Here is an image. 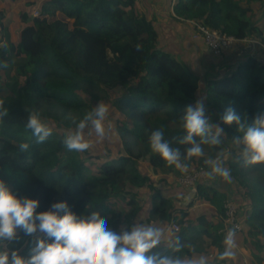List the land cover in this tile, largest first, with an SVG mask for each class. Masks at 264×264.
<instances>
[{
  "label": "trees",
  "instance_id": "trees-1",
  "mask_svg": "<svg viewBox=\"0 0 264 264\" xmlns=\"http://www.w3.org/2000/svg\"><path fill=\"white\" fill-rule=\"evenodd\" d=\"M155 1L167 13L165 35L136 12ZM189 21L264 45V0H0V42L8 45L0 49V61L8 64L0 68V99L7 110L0 120V180L17 197L38 200L37 213L66 202L78 216L98 212L117 233L135 224L158 227L165 238L148 254H169L178 236L184 245L178 255L192 258L224 250L217 230L222 202L229 198L242 226L235 245L251 264H264V163L245 165L239 159L232 144L237 125L220 123L221 145L203 146L204 156L187 161L186 171L166 166L150 149L148 138L157 128L173 147H187L173 138L182 135L179 118L197 100H203L213 124L228 108L246 124L264 113V66L256 57L244 55L234 63L230 50L222 52L211 62L224 74L212 79L175 57L173 34L191 32ZM100 101L109 106L105 138L89 126L84 138L91 147L67 150L62 141L75 131L73 118L82 119ZM33 111L51 129L44 143L25 127ZM20 143L29 149L21 152ZM222 151L231 153L224 165L231 170V192L199 182L196 197L181 206L188 190L177 184L174 171L195 170ZM17 237L4 246L24 258L37 237L45 238L20 229ZM235 250L223 264H243Z\"/></svg>",
  "mask_w": 264,
  "mask_h": 264
},
{
  "label": "clouds",
  "instance_id": "clouds-1",
  "mask_svg": "<svg viewBox=\"0 0 264 264\" xmlns=\"http://www.w3.org/2000/svg\"><path fill=\"white\" fill-rule=\"evenodd\" d=\"M6 41L0 42V49L7 50ZM140 46L137 45V51ZM8 64L0 61V68ZM7 115L4 101L0 99V120ZM109 115V106L100 101L91 111L86 112L78 121L73 118L75 131L63 139L62 143L69 151L77 153L87 151L91 143L84 138V130L91 127L100 139L107 135L105 120ZM220 123L237 125V133L232 144L239 150V159L245 165L264 163V113L257 114L251 124L242 123L234 109L225 110L219 123L213 124L206 115L203 100H197L184 110L179 118V130L182 133L173 139L187 146L183 149L173 147L172 142L164 138V130H153L148 138L150 149L165 162L166 166H175L186 171L187 161L204 156L205 145L217 147L225 135ZM25 127L36 137L37 143H44L51 135V129L41 122L38 112L33 111L27 118ZM215 129V131H213ZM19 149L25 152L28 143H20ZM231 153L222 151L215 159L205 161L210 170L205 173L208 180L217 177L229 180L231 170L225 167ZM38 200L19 198L0 180V264H209L211 257L199 255L196 258L181 256L184 245L177 236L171 241V252L161 255L150 253L161 245L165 232L158 227L135 224L129 230L117 233L108 227V222L98 212L89 215H76L66 202L53 203L50 210L36 212ZM63 213V214H61ZM17 229L25 235L37 232L45 238L37 237L35 246L28 258L18 255L16 250L5 248V241L18 239ZM235 229H230L224 237V250H217L214 259L225 261L234 257ZM52 242L49 243L48 241ZM194 251V249H193Z\"/></svg>",
  "mask_w": 264,
  "mask_h": 264
},
{
  "label": "built area",
  "instance_id": "built-area-1",
  "mask_svg": "<svg viewBox=\"0 0 264 264\" xmlns=\"http://www.w3.org/2000/svg\"><path fill=\"white\" fill-rule=\"evenodd\" d=\"M37 15V12H34ZM192 31L190 37L195 42H200L204 51L211 53L213 56H219L222 52L232 50L237 43H257L256 40L251 38L236 39L230 34L220 33L215 29H209L197 22L189 21ZM260 65L264 66V59L257 58ZM215 159V158H208ZM206 159V160H208ZM210 170V166L205 163L204 166H199L195 170L185 172L177 175L176 182L181 187L188 191L197 193V185L199 182L203 181L205 173ZM222 226L217 230V234L225 237L230 229H235V235L241 231V223L237 217V205L234 201L226 198L222 202ZM170 228L174 231L179 230L178 224L171 222ZM219 250L214 248L207 255L213 259L210 260L209 264H223L221 261L217 262L214 257Z\"/></svg>",
  "mask_w": 264,
  "mask_h": 264
},
{
  "label": "crops",
  "instance_id": "crops-1",
  "mask_svg": "<svg viewBox=\"0 0 264 264\" xmlns=\"http://www.w3.org/2000/svg\"><path fill=\"white\" fill-rule=\"evenodd\" d=\"M150 7H151L150 9H152V10L150 11L149 15L153 12V10H156L157 12H159L162 15L161 16L162 17L161 19H163L161 21L162 23L160 24V20H158V22H156L155 25L157 26V28H159L160 32L162 30H163V32H164V30L165 31L167 30L166 33H164V34H167L169 32V29L166 26V24H164V22H165L164 19H165V17H167V15H165L163 12L164 11L163 4L160 1L159 2L155 1V2L150 4ZM190 33H191L190 31L182 29V30H179L173 34L174 39L175 40L178 39L177 41L174 40V43L176 44V42H179V44H180L179 45L180 48L177 46V48L180 52V56H181L180 58H182L183 61L186 64H188L189 68H191L190 65L192 64L193 68H191V69L195 70L197 72H199L198 70L202 71V69H206L205 67H207L209 69L212 66V62H211L212 59L211 58L213 56L209 55L208 52L204 51L201 48L200 44L193 41L190 37ZM176 36H177V39H176ZM258 46L264 49V45L261 44L259 41H257V43L251 44V45H242V44L237 45L236 44L233 47V49L230 50V55L228 57L232 58V59H235V58L240 59L239 57H243L244 55H249V56H253L256 58L264 57V55L261 54V52L259 51ZM196 50H200L199 53L202 54V58H199V59L196 58L197 63H196V59L191 58V54L194 53ZM204 56L206 57V59L204 58ZM217 68L219 71L221 70L220 65H217ZM201 182L211 184V185L215 186L217 189H219L225 193H230L232 190L230 182L223 179V178H220V177H217L215 180H208L207 178H205ZM193 199H192V201H193ZM194 208L195 207H191L190 210L193 211Z\"/></svg>",
  "mask_w": 264,
  "mask_h": 264
},
{
  "label": "rangeland",
  "instance_id": "rangeland-1",
  "mask_svg": "<svg viewBox=\"0 0 264 264\" xmlns=\"http://www.w3.org/2000/svg\"><path fill=\"white\" fill-rule=\"evenodd\" d=\"M19 1H22V0H19ZM151 7L149 6L147 9L146 8H142V7H140V8H137L136 9V12L137 13H139V14H141V13H144V14H147L146 16H147V18L149 19V20H151V21H154L155 22V24H156V22H158V20H160V24L162 23L161 21L163 20V19H161L162 17V15L159 13V12H157L156 10H153V12L149 15V13H150V11L152 10V9H150ZM164 14L165 15H167L166 14V12H165V9H164ZM7 18H10V13L7 15ZM164 24H165V22H164ZM167 31V30H166ZM166 31L164 30V32H163V30L161 31V34L162 35H165L164 33H166ZM175 36V35H174ZM176 39H177V36H176ZM172 40H173V45L172 46H174V47H176L177 48V46L180 48V44H179V42H176V44L174 43V37H172ZM178 40V39H177ZM177 40H175V41H177ZM171 41V40H170ZM170 41H167V42H165V45H168L169 43H170ZM198 44H200V42L198 41L197 42ZM262 44V43H261ZM201 45V44H200ZM201 48H202V45H201ZM203 49V48H202ZM200 52V50H196L194 53H192L191 54V58L192 59H199V58H202V54H200L199 53ZM175 57L177 58V59H179V60H181L182 62H184L183 61V59L182 58H180L181 56H180V52L178 51L176 54H175ZM195 57V58H194ZM215 56H213L211 59H215L216 57H218V56H216L215 58H214ZM204 58L206 59V57L204 56ZM240 59H242V57H239ZM197 59H196V63H197ZM237 60H238V58H235V61H234V63L236 62L237 63ZM185 63V62H184ZM186 64V63H185ZM195 64V63H194ZM187 66H188V64H186ZM191 66V68H193L192 67V64L190 65ZM189 67V66H188ZM190 68V69H191ZM206 69H202V71L201 70H198L199 72L198 73H200V75L202 76H204L205 75V72H206V75H205V77L207 78V79H212V78H215V77H219L220 75H223L224 74V71L222 72V73H220V71L218 70V68H217V66H216V64H213L209 69L207 68V67H205ZM87 99H88V97H86ZM109 122L111 123V124H113V120H109ZM228 152V151H227ZM92 161V160H91ZM175 175V177H177V175H178V173L176 172V171H174V173H173V176ZM196 197V196H195ZM236 247V250H235V252H237L238 253V255H239V257L241 258V260H242V262H243V264H251L250 263V258L245 254V253H243L241 250H239L238 248H237V246H235ZM238 250V251H237ZM219 251H221V250H219ZM222 262V261H221ZM223 263V262H222Z\"/></svg>",
  "mask_w": 264,
  "mask_h": 264
},
{
  "label": "water",
  "instance_id": "water-1",
  "mask_svg": "<svg viewBox=\"0 0 264 264\" xmlns=\"http://www.w3.org/2000/svg\"><path fill=\"white\" fill-rule=\"evenodd\" d=\"M196 193L192 191H188L187 194L183 197L182 201L180 202L181 206L187 207L193 198H195Z\"/></svg>",
  "mask_w": 264,
  "mask_h": 264
}]
</instances>
